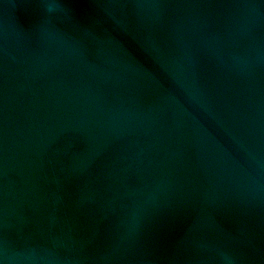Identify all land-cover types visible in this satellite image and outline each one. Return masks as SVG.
Masks as SVG:
<instances>
[{"label": "water", "instance_id": "water-1", "mask_svg": "<svg viewBox=\"0 0 264 264\" xmlns=\"http://www.w3.org/2000/svg\"><path fill=\"white\" fill-rule=\"evenodd\" d=\"M0 264H264V0H0Z\"/></svg>", "mask_w": 264, "mask_h": 264}]
</instances>
